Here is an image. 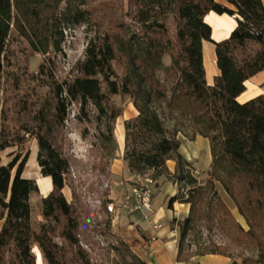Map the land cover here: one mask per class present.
Returning a JSON list of instances; mask_svg holds the SVG:
<instances>
[{
    "label": "trees",
    "instance_id": "obj_1",
    "mask_svg": "<svg viewBox=\"0 0 264 264\" xmlns=\"http://www.w3.org/2000/svg\"><path fill=\"white\" fill-rule=\"evenodd\" d=\"M226 1L0 0V151L21 147L27 135L35 136L40 172L53 183L51 193L41 198L43 220L36 227L31 196L40 190L35 179L23 176L28 154L18 152L0 166V264H37L35 246L46 264L95 263L88 249L95 245L90 233L106 235L102 225L111 228L113 212L107 208V220L88 231L91 209L74 186L72 202L63 192L71 161L62 141L76 105L75 120L95 119L100 148L115 160V123L124 112L112 102L115 95L129 96L138 111L125 120L123 158L129 172L141 177L151 172L153 180L165 176L189 187L186 194L180 188L168 203L170 208L176 201L191 205L189 215L176 220L178 262L210 253L232 258L227 248L191 252L187 243L199 225L212 232L217 227L226 230L231 221L241 232L239 242L261 252L244 258L242 264H264V95L245 103L237 100L245 82L264 70V2ZM210 11L236 17L238 25L229 38L212 40V28L203 19ZM80 27L90 35L85 55L69 76L60 78L55 58L64 52L67 30ZM17 38L31 52L46 56L30 75L28 87L19 74L8 70L7 54ZM204 40L216 45L221 71L212 86L206 80ZM165 55L170 56V64L162 79L159 71ZM8 89L26 92L13 106L18 115L15 126L10 124L14 117L10 119L11 108L2 94ZM181 134L210 140L213 161L204 184L180 152ZM171 159L177 163L173 174L167 166ZM218 183L248 229L236 222ZM106 202L108 206L112 201ZM120 244L125 249L113 245L111 250L130 254L126 244ZM131 256L133 264H148ZM230 264L237 263L232 258Z\"/></svg>",
    "mask_w": 264,
    "mask_h": 264
},
{
    "label": "rangeland",
    "instance_id": "obj_2",
    "mask_svg": "<svg viewBox=\"0 0 264 264\" xmlns=\"http://www.w3.org/2000/svg\"><path fill=\"white\" fill-rule=\"evenodd\" d=\"M98 4V1L94 3ZM125 21L130 24L131 21L125 18ZM90 35H88L85 27H80L76 29L67 30L66 41L63 45V54L58 55L55 58L57 65V74L60 78L69 76L72 73L74 65L84 57L87 44L89 42ZM46 56L42 54H35L31 52L26 42L23 39H15L10 44V49L7 54V62L11 63L8 70H11L15 74H19L24 81L26 87L30 86V75L36 73L39 69L40 64L45 60ZM164 68L159 71V75L162 79L165 76V67L170 64V56H164ZM34 85V83H33ZM3 97L7 100V107L11 108L9 113L10 124L15 126L17 124L18 115L14 114V105L19 99V96L26 94L25 91H16L13 89H8L5 91ZM112 102L116 105L121 106L124 110L123 114L117 119L115 123V138H116V128L118 125H124L126 118H133L130 116V107L134 108L133 103L129 96L115 95L112 97ZM78 112V107L73 105L70 110V117L67 122V129L62 141V149L65 155L71 161V172L69 175V184L67 185V190L70 194V202L73 201V186L76 188L77 193L82 196L84 204H86L92 211L91 220H89V230L95 229L96 224L99 221L107 220V202L106 200L111 199L115 203L117 209L124 203V200H120L118 196H124L127 191L123 189L125 186L120 185L121 182H129L127 179L122 178L117 182L118 179L112 177V164L115 160L109 159L100 148V140L98 137V123L94 119L92 122L78 123L75 120V116ZM21 122L24 119H19ZM27 140L23 146H12L5 150L0 151L1 162H8L11 160L18 152L23 151V155L28 154V161L25 165L24 175L30 176L33 179L36 176H40L41 172H38L39 165L37 162V153L35 152L38 147V140L35 136H28ZM36 153V154H35ZM120 150L116 151V158H120L118 155ZM192 172L194 168H191ZM103 170H106V176ZM194 173V172H193ZM148 172L147 175H150ZM198 182L204 184L207 178V173L203 172L197 174ZM38 184V181H37ZM39 186V185H38ZM219 193L226 204L231 209L233 216L239 224H241L245 229H248V225L245 219L239 214L238 209L235 206L233 200L229 197L226 191L223 189L221 184L218 183ZM182 194H186L188 186L185 183L179 184ZM127 188V187H126ZM40 190V189H39ZM107 191V195H102V192ZM41 192L33 193L31 196V205L33 210V220L37 227L39 222L43 220L41 215ZM117 212L111 214V228L109 229L105 224L102 225L103 230L106 235H97L95 232H91V239L95 241L93 247L88 248L92 252L94 264H133V259L131 255L139 256L137 253L138 243L136 241H128L123 237L119 229V223L117 221ZM125 209L122 210L123 214ZM39 218H42L40 220ZM101 227V228H102ZM86 231V234L87 232ZM180 232L178 231V239ZM241 235V232L237 229V226L229 221L226 230L220 228H215L214 231L209 232L204 225H199L197 229L191 232L188 237L187 243L190 245L189 249L191 252H200L206 248H211L215 246H221L227 248L228 252L233 254V260L237 264H242L244 258L257 257L260 255V251L253 246H247L239 242L237 239ZM83 238V237H82ZM62 242L61 239H58ZM126 244V247L130 251V254L123 256L122 253H118L116 250H111L113 245L121 246L120 242ZM37 256V264H46L43 260V255L40 248L34 249ZM140 257V256H139Z\"/></svg>",
    "mask_w": 264,
    "mask_h": 264
},
{
    "label": "crops",
    "instance_id": "obj_3",
    "mask_svg": "<svg viewBox=\"0 0 264 264\" xmlns=\"http://www.w3.org/2000/svg\"><path fill=\"white\" fill-rule=\"evenodd\" d=\"M222 3L227 4L226 0H220ZM264 2V0H262ZM204 22L209 24L212 28V40L215 42L223 41L230 37L233 30L237 27L238 21L235 16L229 14H219L215 11H210L204 16ZM203 59L204 67L206 70V80L208 85H214L215 77L221 74V71L217 63L216 45L212 41H203ZM245 91L240 94L237 100L240 103H245L252 98L259 95H264V70L260 71L256 75L249 78L246 82ZM134 107V106H133ZM130 116L135 117L138 114L136 108L130 107ZM128 118H126L127 120ZM119 126H121V132L118 134ZM182 145L180 152L184 158L190 162L194 168V175L208 172L212 165L213 157L211 152V143L209 138L202 135H197L194 139H190L181 134ZM116 141L118 149L120 150V158H116L112 164V177L119 180L124 178L129 181L124 191L128 190L135 184L137 180L142 178L141 176L132 175L127 167L123 156L125 151V129L124 125L120 124L116 128ZM39 147L36 149L38 155ZM35 153V154H36ZM36 155V156H37ZM12 160V159H11ZM8 162H1L0 166L8 164ZM168 169L170 173L176 171L177 163L175 160H168ZM40 172V167L38 169ZM26 178H32L26 176ZM33 179V178H32ZM38 181L39 189L43 197H47L53 190L52 178L50 176H36L34 178ZM67 185L64 187L63 192L70 202V194L67 190ZM127 187V188H126ZM153 189V203L154 214L151 219H146L140 210H129L126 204H122L118 207L117 221L119 223V229L121 234L128 241H136L138 243L137 253L141 259L148 264H230L232 258L224 254H206L195 255L189 261L178 262V227L176 220L184 219L190 213L191 205L189 203H182L176 201L173 204V208L168 206L171 197L175 196L179 192V183L174 182L167 177H162L159 180H154L152 185ZM120 200L125 201L124 196H118ZM125 209V213L122 210ZM42 220V218H39ZM155 223L161 224L156 227ZM174 232L177 235H174ZM38 248V246H35ZM35 249V248H34Z\"/></svg>",
    "mask_w": 264,
    "mask_h": 264
},
{
    "label": "built area",
    "instance_id": "obj_4",
    "mask_svg": "<svg viewBox=\"0 0 264 264\" xmlns=\"http://www.w3.org/2000/svg\"><path fill=\"white\" fill-rule=\"evenodd\" d=\"M154 183L153 178L150 175H145L135 182L125 194V201L129 210L136 209L140 210L146 219H151L154 214V203H153V189ZM120 185L125 186V182H121ZM108 210L110 212H117V206L114 202L108 204ZM155 226H161V224L155 223ZM174 235H177L174 232Z\"/></svg>",
    "mask_w": 264,
    "mask_h": 264
},
{
    "label": "bare ground",
    "instance_id": "obj_5",
    "mask_svg": "<svg viewBox=\"0 0 264 264\" xmlns=\"http://www.w3.org/2000/svg\"><path fill=\"white\" fill-rule=\"evenodd\" d=\"M121 126H119V129H118V134H120V132H121Z\"/></svg>",
    "mask_w": 264,
    "mask_h": 264
}]
</instances>
